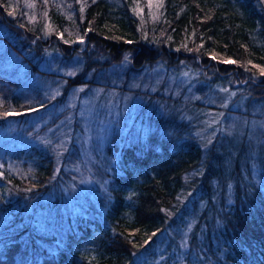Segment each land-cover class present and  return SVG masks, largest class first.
<instances>
[{"label":"trees","instance_id":"trees-1","mask_svg":"<svg viewBox=\"0 0 264 264\" xmlns=\"http://www.w3.org/2000/svg\"><path fill=\"white\" fill-rule=\"evenodd\" d=\"M117 1L120 30L103 19L102 0H0V43L23 68L9 72L0 49V130L82 86L136 94L103 73L125 58L128 80L147 67L188 70L197 96L152 95L172 112L142 119L147 142L108 145L101 195L74 212L41 200L63 178L54 149L0 157V264H264V0H161L156 20L137 13L140 0ZM46 52L53 70L40 67ZM33 75L62 84L60 96L25 82ZM212 111L222 124L200 141L199 120L183 115ZM229 118L244 126L229 128Z\"/></svg>","mask_w":264,"mask_h":264},{"label":"rangeland","instance_id":"rangeland-1","mask_svg":"<svg viewBox=\"0 0 264 264\" xmlns=\"http://www.w3.org/2000/svg\"><path fill=\"white\" fill-rule=\"evenodd\" d=\"M116 2L118 1L102 0L101 14L105 21H113L120 30L123 29L125 23L122 12L114 4ZM140 2L138 0L140 4L136 9L137 13L142 15L145 12L151 20H156L160 13L161 0H140ZM29 4L30 2H26L25 6L27 7ZM87 47L86 40H82L76 51L81 53ZM0 49L5 56L7 54L4 62L5 68L9 72L15 70L22 72L23 68L19 65L20 57L13 53L12 49H8L7 52L3 43H0ZM51 59V55L46 52L44 62L40 63V67L43 70H53ZM128 62V58H125L120 64H113L104 69L103 73L108 75L114 73L113 78L116 86L121 88L120 85H125L131 89L134 88L136 94L132 92L122 94L119 92L120 90L113 88L106 90L105 88L91 87L87 89L82 86L70 93L65 102L60 104L53 102L47 110L38 115H30L21 120L14 119L0 130V157L4 158L7 164H9L11 151L16 146L51 147L56 153H59L56 159L55 175L63 176V178L56 180L60 183L51 187V193L41 200L46 201L49 198V201L56 202L63 208L71 209L72 212L77 210L79 204L85 205L96 201L105 184L99 178L98 170L109 171L114 162V158L107 157L108 145L112 147L115 144L119 149L123 145L131 143L147 142L149 128L145 121L142 122V119H147L150 114L160 116L172 112L157 103L152 95L159 92L173 96L184 94L188 98L197 96L196 91L187 85L191 79L188 70L181 71L175 76L167 74L165 69L159 66L150 69L147 67L143 72L136 73L134 80H128L125 75ZM28 77L29 79L25 82H34L38 85L44 97L49 96V99H56L60 96L62 84H58L56 80L45 81L43 84L38 75ZM144 94L147 96L145 97ZM232 96L230 92L227 99L223 100L224 107L231 105ZM183 117L186 120L193 118L199 120H197L198 127L195 133L200 141L210 140L215 134L213 129L217 128L219 122L222 124V118L213 111L207 112L206 116L202 118H200V114L190 113L184 114ZM224 124H227L231 129L244 126V123L243 125L240 122L236 123L233 118H229L228 122H224ZM29 129L30 131H28ZM162 140L163 138H159L158 142H162ZM95 170H97L96 173ZM61 171L72 172L70 175L72 178L65 177ZM253 179L258 184L262 183V179L255 172ZM42 219L39 216L35 220L40 222Z\"/></svg>","mask_w":264,"mask_h":264},{"label":"snow or ice","instance_id":"snow-or-ice-1","mask_svg":"<svg viewBox=\"0 0 264 264\" xmlns=\"http://www.w3.org/2000/svg\"><path fill=\"white\" fill-rule=\"evenodd\" d=\"M45 3H47V0H45ZM9 7H11V5H8ZM31 6V5H30ZM81 12H83V7H81ZM14 12H9V15H13ZM61 38H63L62 34H61ZM65 42H68V41H65ZM215 59V57H213ZM223 62H229V63H235V61H223ZM261 72L264 73V69H261ZM73 73H69V75H72ZM225 92L228 91V89H224ZM9 113L5 112L4 115H8Z\"/></svg>","mask_w":264,"mask_h":264}]
</instances>
